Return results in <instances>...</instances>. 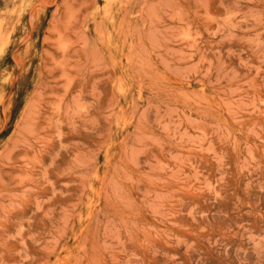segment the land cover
I'll use <instances>...</instances> for the list:
<instances>
[{"label": "rangeland", "instance_id": "1", "mask_svg": "<svg viewBox=\"0 0 264 264\" xmlns=\"http://www.w3.org/2000/svg\"><path fill=\"white\" fill-rule=\"evenodd\" d=\"M0 264H264V0H0Z\"/></svg>", "mask_w": 264, "mask_h": 264}, {"label": "bare ground", "instance_id": "2", "mask_svg": "<svg viewBox=\"0 0 264 264\" xmlns=\"http://www.w3.org/2000/svg\"><path fill=\"white\" fill-rule=\"evenodd\" d=\"M29 75V74H28ZM30 76V75H29ZM25 78V77H24ZM22 83H24L23 81H22ZM29 83V82H28ZM23 87V86H22Z\"/></svg>", "mask_w": 264, "mask_h": 264}]
</instances>
